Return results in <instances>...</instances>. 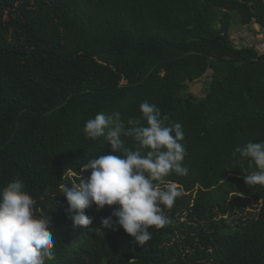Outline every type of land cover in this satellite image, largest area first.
Wrapping results in <instances>:
<instances>
[{
  "label": "trees",
  "instance_id": "1",
  "mask_svg": "<svg viewBox=\"0 0 264 264\" xmlns=\"http://www.w3.org/2000/svg\"><path fill=\"white\" fill-rule=\"evenodd\" d=\"M235 17L264 29V0H0V193L20 179L50 215L46 264H264V186L245 183L258 168L236 152L264 142V53L231 43ZM208 72L203 98L182 94ZM144 101L182 124L189 174L166 177L183 196L142 247L101 226L119 205L74 226L62 185L111 153L86 121L119 112L127 128Z\"/></svg>",
  "mask_w": 264,
  "mask_h": 264
},
{
  "label": "clouds",
  "instance_id": "2",
  "mask_svg": "<svg viewBox=\"0 0 264 264\" xmlns=\"http://www.w3.org/2000/svg\"><path fill=\"white\" fill-rule=\"evenodd\" d=\"M140 112V118L127 120V128L119 112H101L86 121L85 137H106L111 153L86 158L81 172H90V176L80 174L79 183L71 187L65 183L62 191L74 226L91 228L93 218L85 210L93 204L97 210L119 205L111 216L102 218L101 226L112 229L118 224L143 247L152 239L151 227L163 229L173 223L165 209L171 210L183 196L175 183L162 187L166 177L173 172L187 176L189 170L183 166L187 151L182 124L171 121L148 101L140 105ZM122 137L133 138L135 149L126 147ZM236 152L251 158L258 168L244 175L245 183L264 186V142H249ZM25 188L17 179L0 193V264H46L47 258L55 256L57 238L50 230L51 217L37 213V200Z\"/></svg>",
  "mask_w": 264,
  "mask_h": 264
},
{
  "label": "rangeland",
  "instance_id": "3",
  "mask_svg": "<svg viewBox=\"0 0 264 264\" xmlns=\"http://www.w3.org/2000/svg\"><path fill=\"white\" fill-rule=\"evenodd\" d=\"M238 22V17L234 18L232 32L229 40L235 47L251 46L258 53H264V29L258 24L252 23L250 30L241 29L235 26ZM210 82L209 72L201 79L188 81L182 94H192L197 99H201L205 96L208 85Z\"/></svg>",
  "mask_w": 264,
  "mask_h": 264
}]
</instances>
